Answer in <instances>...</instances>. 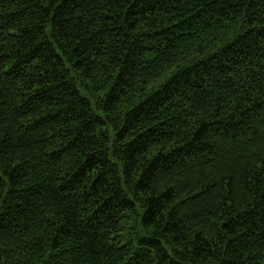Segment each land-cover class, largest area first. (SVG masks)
<instances>
[{
	"label": "trees",
	"instance_id": "trees-1",
	"mask_svg": "<svg viewBox=\"0 0 264 264\" xmlns=\"http://www.w3.org/2000/svg\"><path fill=\"white\" fill-rule=\"evenodd\" d=\"M0 264H264V0H0Z\"/></svg>",
	"mask_w": 264,
	"mask_h": 264
}]
</instances>
